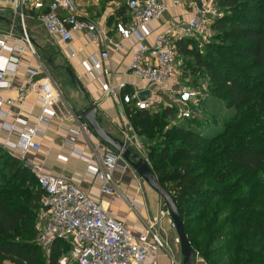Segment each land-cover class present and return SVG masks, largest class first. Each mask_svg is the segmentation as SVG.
Instances as JSON below:
<instances>
[{
  "label": "trees",
  "instance_id": "obj_1",
  "mask_svg": "<svg viewBox=\"0 0 264 264\" xmlns=\"http://www.w3.org/2000/svg\"><path fill=\"white\" fill-rule=\"evenodd\" d=\"M217 7L216 35L203 50L188 39L176 45L187 73L218 83L229 96L225 105L237 113L223 120V131L201 135L195 118L173 124L175 106L123 109L133 132L148 140L145 159L175 202L194 253L206 264H264V132L254 125L264 129V0H218ZM125 92L122 99L132 94ZM229 131L236 134L228 138ZM40 196L29 168L0 148V264H58L68 252L55 241L47 263L35 243Z\"/></svg>",
  "mask_w": 264,
  "mask_h": 264
},
{
  "label": "built area",
  "instance_id": "obj_2",
  "mask_svg": "<svg viewBox=\"0 0 264 264\" xmlns=\"http://www.w3.org/2000/svg\"><path fill=\"white\" fill-rule=\"evenodd\" d=\"M174 6L183 7L187 0H173ZM201 8H197V3ZM218 0H197L190 3L193 15L186 19L164 20L162 30L153 28L152 23L160 21L168 10V5L163 0H128L126 3L129 22L126 28H122V39L130 40L135 50L129 63V72L136 78L144 81L153 88V93L167 98L164 106L178 105L174 96L180 95L184 100L191 95L190 86H179L177 78V42L182 40H194L202 43L211 35V25L216 18L222 16L217 7ZM13 15L17 19L20 28L18 43L7 45V40L15 39L14 29L11 28L0 38V54L3 51L22 54L26 49L36 55L26 33V21L34 19L39 23L44 32L61 43L68 44L75 32H85L91 37L94 44H99L105 37L103 29L89 20L80 18L77 0H13ZM1 10V1H0ZM32 12L33 14H30ZM154 35L152 46L147 44V38ZM108 47L101 50L97 55H91L82 65L89 71L97 74V81L103 94L113 98H119L120 106L123 103H132L139 110L154 108L149 99H142L140 92L134 91L130 96L121 97L125 84H116L110 87L103 82V77L110 76L109 70L105 69L104 63L110 60L109 49L121 51L124 46L107 40ZM1 60V59H0ZM15 66L5 68L0 64V92L11 87L9 78L13 76ZM44 78L33 81L39 71L27 70L29 80L21 86L14 98L0 96V117L5 112L4 106H16L21 104L28 93L37 95L41 107L36 126L27 125L26 122L17 120L21 124V134L16 144L6 143V151L15 158L24 161L25 154L29 150L39 152L40 146L35 139L40 135L37 125H48L51 118L57 116L55 107L62 94L53 78L42 67ZM175 82L174 84H172ZM176 107V106H175ZM124 110V109H123ZM77 130H69L75 136L91 137L92 130L80 117H77ZM13 125L4 123L0 131H10ZM127 134L124 136V145L128 148L135 138ZM139 151H143L141 145H137ZM103 151L98 156L97 150ZM18 151V153H16ZM77 153L82 160L90 163L91 160ZM98 163V168L87 167V172L100 183V194L111 196L119 194L123 196L114 180V173L120 169L124 173L128 167L121 165L122 158L111 147L103 144L93 149ZM143 154V153H142ZM93 155V156H94ZM123 163V162H122ZM36 179L37 187L41 191L39 207L35 220V243L49 256L55 241H62L68 246L71 254L70 264H157L150 261L152 250L164 248L163 243L153 231L154 226L164 216L160 215L151 222L144 223V229L140 235H135L124 224L112 218L102 207L100 201H94L79 187L63 177H55L43 173L41 168L32 164H25ZM168 213V212H167ZM174 229V225L171 222ZM178 242V240H177ZM195 264L204 263L198 253H194ZM5 264H13L7 262Z\"/></svg>",
  "mask_w": 264,
  "mask_h": 264
},
{
  "label": "crops",
  "instance_id": "obj_3",
  "mask_svg": "<svg viewBox=\"0 0 264 264\" xmlns=\"http://www.w3.org/2000/svg\"><path fill=\"white\" fill-rule=\"evenodd\" d=\"M0 1V16L7 20V22L0 21V38L13 28L15 39L6 41L7 45L12 46L18 43L20 38L19 24L13 15V0ZM123 1L119 0L105 3L101 0H77L80 18L89 20L95 23L98 28L103 29L105 37L101 39L99 44H94L91 41V37L85 32H75L73 33L71 42L68 44L61 43L48 36L37 21L28 19L25 23L26 33L36 55L28 49L22 54L9 53L7 51H3L0 54V64H3L5 68L16 67L13 76L9 78L11 87L4 92H0V96L14 98L21 86L29 80L27 73L29 69L39 71L38 76L33 78L34 82L44 78L42 67L50 74L47 63L52 66L54 64L56 65V63H61L57 66L62 71L69 69L72 77L68 74V79L71 82L68 97L62 94L59 83L50 74L62 94L61 99L55 107L57 116L52 117L48 125H37L40 135L35 141L39 144L40 151H27L25 160L22 162L24 165L28 163L39 166L43 173L65 178L79 187L81 191L86 193L94 201H100L102 207L112 218L124 224L135 235H140L144 229V223L151 222L152 218H156L158 215H152L138 179L136 178L138 187L129 184L128 180H126V185H120L118 182L119 179L124 180V173L130 171V169L128 168L124 173L118 169L114 173V180L123 196L119 194L102 196L100 194V181L87 172V167L98 168L93 149H96V146L99 144H106L101 142L93 132L89 139L81 135L75 136L69 132V130H77V117L80 116V113L94 106L96 108V117L101 121V126L112 137L124 141L125 134L130 138L135 134L122 106H120L119 98H113L103 94L97 81V74L87 70L82 65L83 61H87L91 55H97L101 50L107 49L108 39L117 43L121 42L124 49L121 51H115L112 48L109 49L110 60L104 63V67L109 70L110 76L103 77L102 81L110 87L120 83L125 84V89L122 94L126 90L127 92L130 91L129 93L134 91H138L140 94L145 93L147 94L146 99H149L154 105L155 103H161L163 100L162 96L153 93L151 86L139 78L134 77L129 72L128 67L135 48L130 40L122 39V28H126L129 22L127 13L122 17H118L117 15ZM163 1L168 5V10L164 13L162 19L158 21L159 25L155 24L158 26L153 27H159V31L157 32L163 29L161 25L164 20H186L193 15L190 6V3H192L191 0H187V3L183 7L174 6L173 0ZM29 13L33 14L32 12ZM43 39H47V42ZM153 41L154 35H150L147 38V44L152 46ZM52 44L58 47L60 51L59 55H55L56 53L52 51L50 46ZM43 52H50L51 58H48L46 63L41 57ZM37 98L36 94L28 93L21 104L3 107L6 115L0 117V127L2 124L7 123L13 125L14 128L10 131H0L1 149L6 151L5 144L8 142L13 144L18 142L21 134V124L17 120L24 121L32 127L36 126V121L41 111ZM135 136L132 144L128 146V149L132 153L141 154L136 144L142 146V138L136 134ZM72 150L78 151L83 157L91 160V162H85ZM97 154L98 156H102L103 151L99 149L97 150ZM165 227L170 228V225L169 221L163 217L153 228L155 234L159 236V239L165 245L163 244L164 248L152 250L150 261L155 260L157 264H179L173 254L171 255V251L168 252L170 250L169 246L172 235H175L176 238L177 235L173 232V229L170 228V230L166 231L164 229ZM171 247L176 254V247L174 245H171Z\"/></svg>",
  "mask_w": 264,
  "mask_h": 264
},
{
  "label": "rangeland",
  "instance_id": "obj_4",
  "mask_svg": "<svg viewBox=\"0 0 264 264\" xmlns=\"http://www.w3.org/2000/svg\"><path fill=\"white\" fill-rule=\"evenodd\" d=\"M155 24H158V21L152 23L151 26L156 27L159 25V24L158 25H155ZM215 35H216V32L213 31L211 37L208 40L204 41L202 43V46L199 45V42L194 41V40L193 41L197 44V46L199 45L201 47L200 50H203L204 47L207 44H209V42L212 40V38ZM43 40L47 42V39H43ZM50 46H51L52 51L56 53L55 55H59L60 51L58 50V47L54 44ZM51 53L53 54V52ZM41 55L40 56L43 58V61L45 63L48 58H51L50 52H43V54ZM58 64H61V63H56V65L54 64L53 66L47 63V68L50 74L54 76L57 82L59 83L62 94L65 97H68L70 93L71 82L68 79L67 71H62L60 67L57 66ZM177 66H178L177 67V78L175 82L179 86H190L193 93L191 95H188L184 100L182 99V97H180V95L174 96V98L178 102V105H175L178 111V117L173 122V124H176V125L179 124L185 127V123L187 121L191 120L192 118H195L198 121L200 120L201 124L193 129H195L201 135H204L207 137L216 136L217 134L223 131V120L228 117L231 118L237 113V111L234 108H227L225 105V102L229 99V96L226 94V92L223 89H221L218 83H215V82L211 83L205 76L200 75L199 73H196V72L195 74H193L190 70L188 71L189 73H187L185 70L186 68L185 62L184 60H182V58L178 59ZM63 78H65L66 80ZM262 98L264 99V94L262 95ZM204 99H206L205 103L203 101ZM167 100L168 99L164 97L165 104ZM162 102L155 103V105L153 104L154 110H157L159 106H162V105L164 106V103ZM252 113L256 114L255 112H252ZM254 125L258 126V129L259 131H261V133L264 132V129L263 127H261L260 123L254 124ZM235 134H236L235 131H229L228 138L234 136ZM141 138H142V143H143L141 147L143 151L142 152L139 151V153L141 154L137 153V155L140 158L143 157V159H145L144 148L146 147L148 140L145 138V136ZM123 177L125 178L124 180L119 179L118 181L120 185H126L127 184L126 180L129 181V184L135 185L136 187H138L137 185L138 182L140 183L142 190H143L142 192L144 194V197L147 201L148 206L150 207L152 215L159 216L160 212L163 213L164 215L163 217H165L169 221L170 228L173 229L171 226L170 217L167 213L166 206L164 202L161 200V198L141 178H139L133 172L132 169H130V171H126ZM136 178L138 179V182ZM153 219L154 218H152V220ZM164 225H166V223H164ZM170 228L165 227L164 229L167 231V230H170ZM173 232H175L174 229H173ZM159 240L161 241V243L165 245V243L161 239ZM246 244L248 243L245 242V245ZM171 245H174V247H176L175 248L176 254L173 252ZM169 249L170 250H168V252L171 251V255L173 254V256L177 259L178 263L181 264L182 257L180 253L179 243L177 242V238L175 235H172L171 244L169 246ZM43 253L45 256V260L48 263V255L44 251ZM70 263H71V254H69V252L63 253L58 260V264H70ZM252 263L255 264L257 262L253 261ZM192 264H195V259L193 260ZM199 264H203V263H199Z\"/></svg>",
  "mask_w": 264,
  "mask_h": 264
},
{
  "label": "water",
  "instance_id": "obj_5",
  "mask_svg": "<svg viewBox=\"0 0 264 264\" xmlns=\"http://www.w3.org/2000/svg\"><path fill=\"white\" fill-rule=\"evenodd\" d=\"M197 8H201L200 2L197 3ZM0 21L7 22V20L1 16ZM66 70L72 77L71 71L69 69ZM140 97L142 99H146L147 94L141 93ZM80 117L88 124L94 135L99 140H101V142L110 146L113 150L121 155L123 162L121 165H126L129 169H132L133 172L161 198L166 206L170 220L174 225V230L177 235V240L182 257L181 264H192L194 251L191 248L184 232L183 224L180 219L177 206L173 201L171 195L160 186L147 160L140 158L137 153H132L131 150L128 149L121 140L112 137L107 131L104 130V128L101 126V121L96 117V108L94 106L81 112Z\"/></svg>",
  "mask_w": 264,
  "mask_h": 264
}]
</instances>
